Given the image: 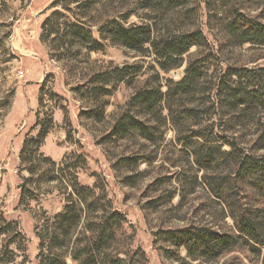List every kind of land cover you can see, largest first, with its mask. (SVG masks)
Segmentation results:
<instances>
[{
    "label": "rangeland",
    "instance_id": "374dc122",
    "mask_svg": "<svg viewBox=\"0 0 264 264\" xmlns=\"http://www.w3.org/2000/svg\"><path fill=\"white\" fill-rule=\"evenodd\" d=\"M231 5L264 17V0H182L178 7L175 0H0V264H39L41 258L48 264L58 256L78 264L75 253L95 239L89 227L114 211L124 220L96 253L98 264H264V246L255 250L241 240L207 262L190 258L163 234L189 225L235 231L192 148L179 140L221 123L207 92L220 69L264 66L263 47L234 46L222 30ZM114 19L204 31L220 52L205 70L198 106L190 104L202 111L199 119L182 118L176 127L164 102L151 114L162 118L149 139L139 131L115 132L137 91L156 84L166 91L169 79L180 81L197 48L165 72L152 52L101 37ZM75 25L89 29L102 49L90 50ZM140 65L141 72L122 81L96 82L102 72ZM258 106L248 127L233 129L247 142L264 125ZM71 203L81 207L82 219L58 238L57 216Z\"/></svg>",
    "mask_w": 264,
    "mask_h": 264
},
{
    "label": "trees",
    "instance_id": "16d2710c",
    "mask_svg": "<svg viewBox=\"0 0 264 264\" xmlns=\"http://www.w3.org/2000/svg\"><path fill=\"white\" fill-rule=\"evenodd\" d=\"M181 1L175 0V6H180ZM227 1L234 3V0ZM224 20L222 30L232 45L252 44L264 48L262 15H252L244 11L243 7L231 5L224 12ZM75 26L81 31V37L90 46V50L102 49V44L93 37L89 29ZM101 32L103 39H110L113 43H120L141 54L152 52L159 68L165 72L181 67L185 62V55L193 47L197 48L196 56L188 59L185 75L180 81L169 79L166 91L162 89V84L137 91L128 104L129 110L122 115L115 127L116 133L124 136L131 131H139L149 139L162 118V115L152 117L151 114L157 112L164 102L176 127L182 122V118H200V108L191 107L190 104L196 101L194 106H198L196 94L201 91L200 85L204 83L201 81L207 77H204L205 70L210 69V61L216 59L220 52L211 46L202 29L180 27L159 30L151 23L127 25L114 19L108 21ZM141 71L142 65L118 67L114 73H100L96 82H119ZM211 79L207 91L212 102L210 108L220 114L221 123L218 125L212 122L211 128L195 129L189 137L179 140H186V146L192 148L195 164L204 170V182L225 204L224 210L233 219L235 231L189 225L163 232L173 247L184 248L190 258L207 262L234 250L241 240L255 250L264 246V153H259L264 150V125L261 134L249 142L233 130L235 126L248 127L250 124L247 120L253 110L258 105L264 107V66L250 69L229 65L226 69H220L215 78ZM189 95L193 97L191 102ZM222 113H227L229 118L223 120ZM149 123L157 126L153 127ZM45 135L42 132L40 137L44 138ZM215 141L219 143L214 145ZM225 146L228 148L224 149ZM81 213V207L77 210L75 203L66 205L64 211L57 216L58 238L66 236L69 228L81 221ZM122 220L123 213L119 211L103 215L99 222L89 227L95 233L93 243L84 247V253H75L73 259L78 264H98L96 253L99 256L109 240L115 238ZM45 260L46 258H41L39 264H44ZM49 260L48 264H66L65 259L59 256Z\"/></svg>",
    "mask_w": 264,
    "mask_h": 264
},
{
    "label": "built area",
    "instance_id": "2783aa9c",
    "mask_svg": "<svg viewBox=\"0 0 264 264\" xmlns=\"http://www.w3.org/2000/svg\"><path fill=\"white\" fill-rule=\"evenodd\" d=\"M21 75L23 76V72H21Z\"/></svg>",
    "mask_w": 264,
    "mask_h": 264
}]
</instances>
